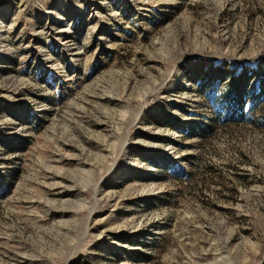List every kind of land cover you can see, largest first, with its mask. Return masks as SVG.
I'll return each mask as SVG.
<instances>
[{
	"label": "rangeland",
	"instance_id": "obj_1",
	"mask_svg": "<svg viewBox=\"0 0 264 264\" xmlns=\"http://www.w3.org/2000/svg\"><path fill=\"white\" fill-rule=\"evenodd\" d=\"M0 264H264V0H0Z\"/></svg>",
	"mask_w": 264,
	"mask_h": 264
}]
</instances>
